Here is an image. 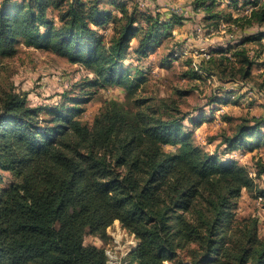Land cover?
<instances>
[{"label":"trees","instance_id":"obj_1","mask_svg":"<svg viewBox=\"0 0 264 264\" xmlns=\"http://www.w3.org/2000/svg\"><path fill=\"white\" fill-rule=\"evenodd\" d=\"M104 0H3L0 4V59L16 53V42L80 64L99 88L120 86L126 102L107 100L89 126L76 106L46 109L28 105L25 93L0 95V170L15 181L0 188V264H107L103 248L83 243L86 234L106 239L113 221L138 241L130 264H264V238L257 221L235 217L245 189L264 203V187L246 168L195 146L177 105H158L137 91L123 60L131 49L138 59L155 48L182 18H160L123 2ZM245 26L264 25V1L252 0ZM212 5L210 17L219 19ZM56 11L54 18L48 16ZM50 11V12H49ZM227 20H231L229 16ZM109 21L107 35L99 34ZM138 33L136 44L130 42ZM264 39V30L242 39ZM218 49L200 62L202 74L224 81L250 78L253 60L246 48L234 59ZM192 68L191 75L202 74ZM3 93V94H2ZM226 103V98H213ZM81 101H78L79 104ZM196 117V118H197ZM220 143L228 151L264 147V122L235 125ZM176 146L174 151L164 146ZM262 162L260 167H262ZM264 173V167L258 174Z\"/></svg>","mask_w":264,"mask_h":264},{"label":"rangeland","instance_id":"obj_2","mask_svg":"<svg viewBox=\"0 0 264 264\" xmlns=\"http://www.w3.org/2000/svg\"><path fill=\"white\" fill-rule=\"evenodd\" d=\"M263 1L259 0V3ZM112 2H123L128 8L135 6L141 12H158L162 19L171 16L182 18L181 24L171 26L167 35L144 58L138 59L130 49L123 66L135 80L138 76L143 77L137 91H141L144 98H151L152 103L158 105L166 100L167 104L171 102L178 106L181 116L195 120L202 114L199 126L191 125L190 118L183 121L191 142L203 151L218 155L221 160H233L244 166L254 184L263 188L264 173L258 174V171L264 167V147L256 150L241 147L228 151L220 141L223 135H231L235 125L241 121L257 118L264 122V39L260 43H243L253 60L250 78L244 82L222 81L199 70L200 62L218 49L234 59L235 50L243 47V38L264 30V25L247 27L243 20L233 23V19L250 14L252 0H104L103 7L118 16ZM210 4H213L214 13L219 12V19L211 18L210 11L205 9ZM52 11L48 16L56 20L57 12ZM229 16L231 20H227ZM110 28L111 21L98 33L107 35ZM139 36L140 33L131 40V47ZM15 46L16 53L12 57L0 59V95L9 91L25 93L29 106L44 108L41 116H46V109L64 103L67 107L76 106L74 108L80 111L76 118L89 126L107 100L126 102L131 106L132 101L127 100V90L123 87L91 86L89 82L93 75L80 64L25 46L20 41ZM192 68L202 75L190 76ZM215 97L226 98L227 102L215 103L212 101ZM78 101L81 102L76 104ZM175 149L176 146H164L168 152ZM14 181L11 173L0 170V188H7ZM234 212L236 219H255L258 236L264 238V203L261 197H254L253 193L243 189L235 202ZM104 233L106 239L86 234L83 243L103 248L107 264H130L127 258L138 243L135 235L118 220L107 226ZM176 262L173 264H179ZM182 264H190L189 259L184 257Z\"/></svg>","mask_w":264,"mask_h":264},{"label":"bare ground","instance_id":"obj_3","mask_svg":"<svg viewBox=\"0 0 264 264\" xmlns=\"http://www.w3.org/2000/svg\"><path fill=\"white\" fill-rule=\"evenodd\" d=\"M205 56V55H204ZM207 58H209V56L207 57ZM261 200V199H260ZM116 236V235H115ZM117 237V236H116ZM116 239V238H115ZM109 249V248H108ZM106 251V250H105ZM108 251V250H107ZM106 253V252H105ZM109 257V256H108Z\"/></svg>","mask_w":264,"mask_h":264}]
</instances>
